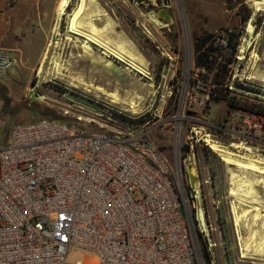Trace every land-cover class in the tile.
I'll list each match as a JSON object with an SVG mask.
<instances>
[{
  "label": "rangeland",
  "instance_id": "374dc122",
  "mask_svg": "<svg viewBox=\"0 0 264 264\" xmlns=\"http://www.w3.org/2000/svg\"><path fill=\"white\" fill-rule=\"evenodd\" d=\"M57 1L0 0V47L11 51L18 60L17 66L0 79L5 112L0 146L14 126L44 119L38 111L45 107L56 110L61 122L84 123L96 132L149 139L171 162L174 128L182 116L197 119L191 124L183 120L182 132H189L192 125H203L206 126L203 134L214 135V129L208 126L221 124L227 112L223 100L211 97L206 109L195 116L188 104L184 105L185 100L210 87L211 75L194 63L193 42L203 33L214 35V45H220L225 57L229 56L227 40L231 39L235 46L234 61L228 65V96L236 97L247 107H264V12L251 6L256 0H170L168 7L162 6V0H99L101 7L114 16L117 13L116 30L120 31L121 27L126 30L128 39L122 40L118 48L141 65L146 75L129 68L126 62L105 56L93 44H90L92 54L85 53L79 47L81 37L60 36V31L67 30L68 16L78 0H71L65 16L58 20ZM163 9L166 14H162ZM148 16L162 26H157ZM248 24L253 28L249 35ZM47 27H50L49 32H46ZM67 36L76 44L68 41ZM106 41L112 42L110 37ZM56 63L58 72L54 68ZM33 95H41L42 101L33 100ZM199 139L196 144L193 141L195 163L187 164L184 170L186 181L188 167L198 173L196 184L212 227L208 237L205 233L201 236L208 249L212 245L211 264H264V258L255 254L241 258L242 241L237 237L248 239L252 244L259 242L264 238V218L255 222L251 216L256 211L250 209L251 216L240 222V235H237L230 211L237 202L229 196L234 166L224 164L203 143L202 136ZM218 139L228 146L226 139ZM251 146L257 156L264 157L258 141ZM182 152L186 153L184 149ZM186 192L189 199L192 195L193 204L197 206L196 193L189 186ZM256 192L264 203V190L256 189ZM258 212L263 213V209ZM85 257L83 252L75 251L68 254L67 261L83 262Z\"/></svg>",
  "mask_w": 264,
  "mask_h": 264
},
{
  "label": "built area",
  "instance_id": "2783aa9c",
  "mask_svg": "<svg viewBox=\"0 0 264 264\" xmlns=\"http://www.w3.org/2000/svg\"><path fill=\"white\" fill-rule=\"evenodd\" d=\"M17 64L0 47V79ZM209 98L208 90L184 105L195 116ZM181 118L172 164L149 139L96 132L84 123L41 119L14 126L0 146V264H205L197 233L208 237L212 227L202 202L195 206L186 192V186L195 192L184 170L195 163L193 141L202 136L206 145L205 135L226 139V147L258 141L264 151V117L227 107L224 121L208 126L214 135L203 134V125L182 132L183 120L197 119ZM4 123L0 98V129ZM75 251L86 255L83 262L67 261Z\"/></svg>",
  "mask_w": 264,
  "mask_h": 264
},
{
  "label": "bare ground",
  "instance_id": "6f19581e",
  "mask_svg": "<svg viewBox=\"0 0 264 264\" xmlns=\"http://www.w3.org/2000/svg\"><path fill=\"white\" fill-rule=\"evenodd\" d=\"M150 1L154 2L155 0H150ZM70 2L71 0L57 1L55 7V14L57 20L62 15L65 14V10L70 5ZM251 6H255L256 10L264 12V0L253 1ZM91 8L94 10V12H96V14L99 12H103L102 10H100L99 0H78L75 8L72 10L68 19L67 32L69 34L82 38V41L79 43V47L83 49L85 53L92 54L93 50L91 49L90 44H93L96 47L100 48L101 53L104 54L105 56L108 57L112 56L119 61L126 62L129 68H132L133 70H135L136 72L142 75H146L147 72L145 71V69L141 67V65H138L134 60L128 58L120 48L119 49L113 48V46H111L108 41H106L101 37L100 33L103 29L96 28L91 22H87L88 23L87 30L83 28L84 26H83L82 17L83 15L89 13ZM105 14H103V16H105ZM149 18L157 26H162V24L157 22L155 19H153L152 16H150ZM252 31L253 28L251 24L250 25L248 24L247 25L248 35L251 34ZM66 39L71 43L76 44V41L70 38V36H67ZM46 54L47 52L45 51V55ZM107 66H109V64H107ZM54 68H56V71L58 72L59 66L57 65V63L55 64ZM40 71H41V67L39 68V72ZM32 99L35 101H42L43 97L41 95H37ZM204 142L213 152L217 154L219 159L224 164L229 166H234V170L230 174V180H231L230 185H232V187L230 188L229 196L235 199L237 205L236 204L232 205L230 211L234 216L233 222H234V227H236L237 230V235L238 234L240 235V233H238L239 230L238 227L240 226V222L244 218L246 219L248 215H250L251 213L250 209L256 211L255 213H252V216L250 215L252 219L255 220V222L256 220H258V218L259 219L261 218V220L264 218V203L259 200L256 192V189L264 190V157L257 156V154L254 153L250 147L244 146L243 144L240 145L232 144L231 146H229V147H233V150L234 149L237 150V152H234L232 151V149L230 150L228 147L213 140V138L211 139V136L209 135L204 136ZM238 150L243 152L239 154L240 151ZM189 173H191L196 178V171L194 170L193 167H191ZM193 188L196 193L195 195L196 199L198 203L201 204L202 200L200 196L199 186L196 184V182ZM240 205H243V207L240 208L241 207ZM260 209H263V213L258 212V210L260 211ZM196 215H197V219L199 220L200 229L205 231L207 228L204 222L203 210L201 207H197ZM237 237L239 240L242 241L240 244L241 258H245L248 254H255L259 257H262V259L264 258V238H262L259 242L252 244V242L250 243L248 239L243 240V238H240L241 236L240 237L237 236ZM250 238L251 237H249V239ZM254 238H252V241Z\"/></svg>",
  "mask_w": 264,
  "mask_h": 264
},
{
  "label": "trees",
  "instance_id": "16d2710c",
  "mask_svg": "<svg viewBox=\"0 0 264 264\" xmlns=\"http://www.w3.org/2000/svg\"><path fill=\"white\" fill-rule=\"evenodd\" d=\"M214 35L211 33H203L196 37L193 42L194 50V63L197 68L205 71L209 76L211 75V82L209 87L210 97L214 100H223L228 108H242L254 111L264 117V107H247L241 104L236 97H229L228 80L230 79V69L228 65L234 61L235 46L231 44V39L227 40V50L229 56L225 57L221 50L220 45H214ZM1 98V97H0ZM13 113V112H12ZM38 113L42 114L45 118L52 121H60L57 111L49 108H41ZM199 239L200 250L204 258L205 264L210 263V257L207 253L205 243L201 241L200 234L197 233Z\"/></svg>",
  "mask_w": 264,
  "mask_h": 264
},
{
  "label": "crops",
  "instance_id": "0c3cea01",
  "mask_svg": "<svg viewBox=\"0 0 264 264\" xmlns=\"http://www.w3.org/2000/svg\"><path fill=\"white\" fill-rule=\"evenodd\" d=\"M99 7H100V10H102L104 13L99 12L96 14V12H94V10L91 8L89 13L83 15V17H82L83 26H84L83 28L87 30L88 29L87 28L88 27L87 22H91L96 28L103 29L100 33L101 37L103 39L106 40V39H109V37H110V40H112V42H110V45L113 46V48L119 49L118 46L121 43V41L128 39V36L126 35V30H123L122 27L120 28L121 29L120 31L116 30L118 23L115 19V16L117 17V13L114 16L113 13H111L108 9H105V8L101 7L100 5H99ZM70 14H69V16H70ZM103 14H105L106 16H103ZM64 16L62 17L61 21L58 22V26H59V24H61L62 20L64 19ZM69 16H68V19H69ZM86 18H88V19H86ZM120 22L122 23V21H120ZM109 23H110V25H109ZM104 27H105V29H104ZM66 29H67V27H66ZM49 31H50V27H47L46 32H49ZM59 34H60V36L70 35L67 33V30L65 32L60 31ZM115 41H116V44H114ZM125 45H126V43H125ZM125 55L128 57L127 54H125ZM128 58H130V57H128ZM110 68L111 67H109L108 69H110Z\"/></svg>",
  "mask_w": 264,
  "mask_h": 264
},
{
  "label": "water",
  "instance_id": "95a60500",
  "mask_svg": "<svg viewBox=\"0 0 264 264\" xmlns=\"http://www.w3.org/2000/svg\"><path fill=\"white\" fill-rule=\"evenodd\" d=\"M145 1H150V0H145ZM169 5H170V0H162V6L163 7H168ZM161 12H162V14H166V10H164V9ZM164 19H166V17H164ZM34 97H36V95H33V98ZM190 169H191V167H188V169H187V172H188V181H189L190 187L193 188L194 185H195V182H196V178L191 173H189V170Z\"/></svg>",
  "mask_w": 264,
  "mask_h": 264
}]
</instances>
